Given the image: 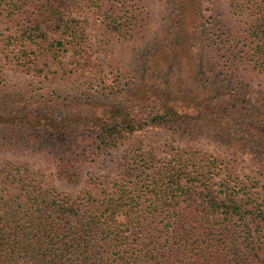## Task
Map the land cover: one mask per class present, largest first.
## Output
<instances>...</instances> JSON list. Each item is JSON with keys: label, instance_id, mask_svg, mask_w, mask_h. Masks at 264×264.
<instances>
[{"label": "trees", "instance_id": "obj_1", "mask_svg": "<svg viewBox=\"0 0 264 264\" xmlns=\"http://www.w3.org/2000/svg\"><path fill=\"white\" fill-rule=\"evenodd\" d=\"M186 1L171 3L181 10ZM189 1L198 19L187 47L188 67L201 76L200 86L160 81V95L146 99L151 101L144 105L127 101L97 119L53 123L27 118L29 126L37 129L30 143L58 162L59 177L79 180L88 160L101 158L119 142L151 128L227 141L235 155L247 156L258 171H264L263 111L249 101L253 115L243 126L245 114L229 113L223 105L225 93L232 100L235 96L228 84L220 87L212 77L205 81L208 68L229 75L245 66L264 71V0H231L248 21L245 40L238 35L221 40L216 34L224 26L214 20L207 25L216 19L211 8L215 0ZM58 2L62 0H44L43 6L49 17L61 16L64 21L55 8ZM139 7L133 6L134 13L123 16L120 24L134 28ZM110 15L101 7L93 20L120 21ZM34 28V33L25 31L23 36L48 40L37 23ZM69 38L59 41L65 52L71 51ZM74 44L76 50L81 48ZM167 48L159 47L157 52ZM83 54L77 62L71 56L72 72L92 67ZM166 89H171L168 95ZM185 96L190 97L182 99ZM210 110L211 117L204 119ZM249 121L250 126L262 127L263 137L248 134ZM238 124L242 134L229 133ZM52 125L62 130L54 142ZM151 155L135 161L113 182L91 178L77 196L60 192L30 169H0V264H264V192L237 181L235 169L220 167V161L199 151H178L160 164H154Z\"/></svg>", "mask_w": 264, "mask_h": 264}, {"label": "rangeland", "instance_id": "obj_2", "mask_svg": "<svg viewBox=\"0 0 264 264\" xmlns=\"http://www.w3.org/2000/svg\"><path fill=\"white\" fill-rule=\"evenodd\" d=\"M88 1L62 0L63 4H55L65 16L61 21V16L56 20L48 16L44 0H0V169H30L60 192L77 196L91 178H108L113 182L131 164L150 154L154 164H160L178 151L189 150L217 159L220 167L235 169L238 175L233 178L248 184L253 191L264 192V171H258L247 156L235 155L227 141L205 134L182 137L160 128L137 132L107 150L101 158L88 160L79 180L58 176V162L42 153L39 145L30 143L37 129L29 126L27 118L53 123L97 119L121 108L127 101H142L140 105L151 101L146 99L160 95L157 91L160 81H177L176 85L183 87L201 85V76L188 67L187 47L198 19L189 0L181 10H177L172 0H106L104 4L102 0H94L96 4ZM133 6H140L139 22L134 28L133 24L121 25L123 16L134 13ZM101 7L108 16L112 14V19L119 16L120 21H94ZM211 8L216 19L211 18L207 25L214 20L224 26L217 38L226 40L229 35H238L242 37L240 40H245L248 21L231 6V0H215ZM36 23L46 33L47 41L36 35L30 39L23 36L25 31L34 33ZM67 30L70 36L64 33ZM67 36L72 46L71 51L65 52L59 41ZM74 43H79L82 49L76 50ZM165 46L168 48L164 52H157ZM80 53H84L85 62L90 61L92 67L72 72L71 56L77 62ZM205 76L206 82L212 77L220 87L228 84L229 92L235 96L232 100L225 93L223 105L229 113L240 110L245 114L243 126L253 115L249 101L258 104L264 119V71L245 66L229 75L208 68ZM164 92L168 95L171 89ZM211 111L203 114L204 119L211 117ZM250 124V121L246 124L248 134L263 137L259 133L262 127ZM241 126L231 127L229 133L234 130L242 134ZM50 130L57 136L52 142L61 137L62 130L57 125H52ZM238 143L242 142L238 140ZM245 145L250 150L255 148Z\"/></svg>", "mask_w": 264, "mask_h": 264}]
</instances>
